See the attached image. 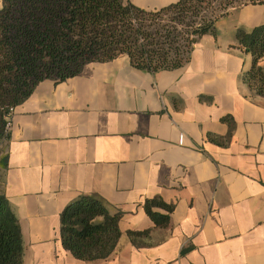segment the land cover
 I'll return each instance as SVG.
<instances>
[{
    "label": "crops",
    "instance_id": "obj_1",
    "mask_svg": "<svg viewBox=\"0 0 264 264\" xmlns=\"http://www.w3.org/2000/svg\"><path fill=\"white\" fill-rule=\"evenodd\" d=\"M128 1L154 11L179 0ZM262 24L264 5L232 10L178 70L151 75L120 56L39 83L0 144L22 264H264V99L241 81L251 57L235 39ZM79 196L121 213L106 260L81 262L61 246L60 213ZM154 198L173 208L166 228L143 211ZM127 232L148 234L133 244Z\"/></svg>",
    "mask_w": 264,
    "mask_h": 264
},
{
    "label": "trees",
    "instance_id": "obj_2",
    "mask_svg": "<svg viewBox=\"0 0 264 264\" xmlns=\"http://www.w3.org/2000/svg\"><path fill=\"white\" fill-rule=\"evenodd\" d=\"M264 5V0H179L154 11L128 0H2L0 8V144L6 124L45 80L62 82L89 64L120 56L131 67L154 75L189 63L204 35H215L217 22L232 10ZM237 46L251 57L241 76L255 97L264 99V24L236 29ZM224 121L230 124V119ZM210 141L215 138L209 136ZM144 213L156 228H166L173 208L160 199L145 200ZM165 212V215L157 211ZM121 213L109 214L103 202L79 196L60 213L62 248L81 262L108 259L121 237ZM148 232H127L136 244ZM21 232L8 201L0 195V264H22Z\"/></svg>",
    "mask_w": 264,
    "mask_h": 264
},
{
    "label": "built area",
    "instance_id": "obj_3",
    "mask_svg": "<svg viewBox=\"0 0 264 264\" xmlns=\"http://www.w3.org/2000/svg\"><path fill=\"white\" fill-rule=\"evenodd\" d=\"M8 127H9V120L7 121V124H6V130H8ZM182 142H183V135L180 134L179 137H178V145L182 146Z\"/></svg>",
    "mask_w": 264,
    "mask_h": 264
},
{
    "label": "rangeland",
    "instance_id": "obj_4",
    "mask_svg": "<svg viewBox=\"0 0 264 264\" xmlns=\"http://www.w3.org/2000/svg\"><path fill=\"white\" fill-rule=\"evenodd\" d=\"M1 151H2V147H0V153H1Z\"/></svg>",
    "mask_w": 264,
    "mask_h": 264
}]
</instances>
